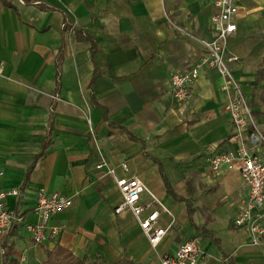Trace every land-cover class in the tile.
<instances>
[{
	"label": "crops",
	"instance_id": "1",
	"mask_svg": "<svg viewBox=\"0 0 264 264\" xmlns=\"http://www.w3.org/2000/svg\"><path fill=\"white\" fill-rule=\"evenodd\" d=\"M235 3L227 51L239 60L230 66L264 127L255 86L264 0ZM212 14V0H0V189L19 188L6 205L30 223L40 187L74 199L50 217L58 233L39 244L16 224L0 242V264H44L56 245L85 264H160L194 236L205 251L200 264H264V240L251 244L233 224L248 199L240 172L215 174L206 162L210 150L235 147L220 74L205 67L185 111L171 91V74L206 54ZM102 158L119 177L143 179L173 212L157 248L131 212L115 213L121 192L96 168ZM171 220L163 213L159 224Z\"/></svg>",
	"mask_w": 264,
	"mask_h": 264
},
{
	"label": "built area",
	"instance_id": "2",
	"mask_svg": "<svg viewBox=\"0 0 264 264\" xmlns=\"http://www.w3.org/2000/svg\"><path fill=\"white\" fill-rule=\"evenodd\" d=\"M24 1V0H23ZM213 14L211 29L213 38L202 40L206 54L187 72L175 71L171 74V91L173 98L181 109L189 108L192 100L191 85L204 71L205 67L214 68L221 76V90L228 96L225 109L229 112L233 124L231 141L235 147L227 150L212 149L206 155V162L211 172L219 174L224 170H238L248 193L247 202L235 216L233 224L245 228L250 236V243L258 245L264 240V131L259 125L255 111L244 92L241 82L235 76L230 64L239 57L227 51L228 40L237 31L235 17L239 11L235 0H212ZM76 22L71 25L74 30ZM91 131L94 132L93 129ZM251 131V134L249 133ZM119 167L130 171L129 164L124 161ZM96 168L113 177L121 192V201L115 206V213L122 215L131 212L138 221L150 245L157 248L174 223L171 209L149 188L138 176L119 177L117 168L111 166L104 158ZM4 170L0 168V177ZM147 194L148 199L143 200ZM19 196V188L0 189V242L3 244L6 234L16 225L23 223L30 232L31 239L39 244L59 231L58 227H49L50 217L59 211L70 208L74 204L73 197L59 192H49L40 187L36 195L34 211L38 214L35 223L24 222V216L6 205L8 196ZM163 213L172 218L167 226H161L159 219ZM4 254L6 249L1 248ZM205 256L200 237L194 236L182 243L172 254L160 257V264H200ZM21 257L19 264H24Z\"/></svg>",
	"mask_w": 264,
	"mask_h": 264
},
{
	"label": "trees",
	"instance_id": "3",
	"mask_svg": "<svg viewBox=\"0 0 264 264\" xmlns=\"http://www.w3.org/2000/svg\"><path fill=\"white\" fill-rule=\"evenodd\" d=\"M70 28V27H68ZM86 37V34H84ZM255 86L260 92L259 105H264V61L256 74ZM172 192V189L169 187ZM9 264H19L17 260H10ZM44 264H85V262L70 249L56 245L49 253V258Z\"/></svg>",
	"mask_w": 264,
	"mask_h": 264
},
{
	"label": "rangeland",
	"instance_id": "4",
	"mask_svg": "<svg viewBox=\"0 0 264 264\" xmlns=\"http://www.w3.org/2000/svg\"><path fill=\"white\" fill-rule=\"evenodd\" d=\"M53 98H54L55 100H59V99H60L59 96H54ZM262 107H264V105H262ZM87 116H88V115H87ZM87 120H88V122H89V118H88V117H87ZM261 128H262V130L264 131V127L261 126ZM90 137L93 138V139L95 140V139H96V132L90 131Z\"/></svg>",
	"mask_w": 264,
	"mask_h": 264
}]
</instances>
